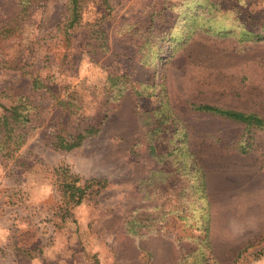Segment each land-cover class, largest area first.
I'll return each instance as SVG.
<instances>
[{
    "label": "rangeland",
    "instance_id": "1",
    "mask_svg": "<svg viewBox=\"0 0 264 264\" xmlns=\"http://www.w3.org/2000/svg\"><path fill=\"white\" fill-rule=\"evenodd\" d=\"M196 1L80 0L81 23L66 35L67 0H45L2 45L0 63L6 67L0 66V91L27 95L36 108L15 159L0 158V224L8 229L4 252L9 260L204 264L187 256L199 232L175 217L138 235L125 231L135 208L155 202L141 182L161 165L150 157L141 115L159 106L163 85L205 175L209 264H264V131L248 136L239 123L189 108L208 104L264 119V42L241 37V26L264 31V0H209L212 5L206 7ZM189 9L211 18L214 27L171 46ZM17 12V0H0V26ZM223 25L229 28L214 31ZM153 45L160 57L156 62L149 52ZM35 77L46 89L31 91ZM118 78L126 90L114 98L111 83ZM139 84L156 87L136 96ZM7 105L0 99V107ZM88 124L100 125L96 136L71 151L57 148L60 129L74 133ZM59 165L106 186L66 215L56 186Z\"/></svg>",
    "mask_w": 264,
    "mask_h": 264
},
{
    "label": "trees",
    "instance_id": "2",
    "mask_svg": "<svg viewBox=\"0 0 264 264\" xmlns=\"http://www.w3.org/2000/svg\"><path fill=\"white\" fill-rule=\"evenodd\" d=\"M18 12L8 22L0 26V48L4 43L10 42L19 30V25L24 22L28 14L39 7L45 0H17ZM80 0H67V18L64 24V33L70 32L78 27L82 20V6ZM201 7L212 5L209 0H197ZM107 5V3H106ZM183 31L174 36L170 42L171 46H180L183 40H188L201 30L211 31L214 24L211 18H204L191 9L184 14ZM242 27L241 37L253 43L264 42V31H247ZM229 27L223 25L216 28V32H224ZM147 43V41H146ZM153 45L150 49L152 62H156L159 52ZM143 64V60H139ZM151 63V62H150ZM5 66L1 61L0 66ZM6 67V66H5ZM140 85V84H139ZM113 96L119 98L126 90V84L117 81L112 82ZM140 89L134 90L136 96H143L155 85H140ZM31 91L36 92L46 89L45 84L38 77L31 78ZM160 104L150 112L144 111L141 115L143 127L149 138L150 157L161 165L158 171H152L149 179L141 182L142 187H149V196L155 199L151 206L146 209L135 208L127 217L125 231L130 235H138L142 229H150L156 224L164 222L168 217H175L191 231L199 232L192 242V249L188 257H196L204 264L212 260L211 245L209 240L210 214L206 195V179L202 168L197 164L194 152L185 140L187 130L184 121L174 112L165 95V88L160 86ZM152 95V94H148ZM0 99L8 101V105L1 106L0 110V158L4 162L15 159L19 150L25 144L28 136L27 126L33 123L34 103L27 95H10L6 91H0ZM194 113L210 114L225 120L239 123L243 126L244 134L250 136L253 131H264V119L255 113H247L233 109H226L208 104H189ZM100 131V125L88 124L79 127L74 133L68 132L66 128L59 130L55 138L57 148L62 151H71L78 148L87 138L96 136ZM242 151H247L242 146ZM57 176L56 186L61 194L65 206V214L81 203L97 194L106 186L105 181L97 179L85 180L75 175L63 165L55 168ZM163 200L162 202L156 199ZM145 211L142 217L137 213ZM21 255H28L29 250L15 248ZM93 264H98L94 259ZM211 264H219L212 262Z\"/></svg>",
    "mask_w": 264,
    "mask_h": 264
},
{
    "label": "crops",
    "instance_id": "3",
    "mask_svg": "<svg viewBox=\"0 0 264 264\" xmlns=\"http://www.w3.org/2000/svg\"><path fill=\"white\" fill-rule=\"evenodd\" d=\"M7 235H8V229L6 226L3 224H0V260L1 261H9V264H20L18 260H16V263L13 258L10 260L8 259L9 257H6V253L4 252V248L6 247V240H7ZM36 257L31 258V262L35 261Z\"/></svg>",
    "mask_w": 264,
    "mask_h": 264
}]
</instances>
